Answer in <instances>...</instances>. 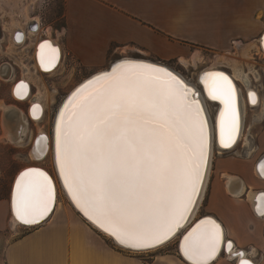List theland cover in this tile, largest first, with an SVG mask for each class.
<instances>
[{"label": "snow or ice", "instance_id": "6c2138e0", "mask_svg": "<svg viewBox=\"0 0 264 264\" xmlns=\"http://www.w3.org/2000/svg\"><path fill=\"white\" fill-rule=\"evenodd\" d=\"M200 82L208 99L223 105L220 144L230 147L239 129L235 88L220 72L205 73ZM197 95L165 68L125 60L82 85L61 110L60 178L76 207L120 245L156 247L191 212L208 145V121ZM55 198L49 176L29 168L13 189L15 218L38 224L53 211ZM222 239L220 226L206 219L180 247L192 264H209Z\"/></svg>", "mask_w": 264, "mask_h": 264}, {"label": "crops", "instance_id": "0c3cea01", "mask_svg": "<svg viewBox=\"0 0 264 264\" xmlns=\"http://www.w3.org/2000/svg\"><path fill=\"white\" fill-rule=\"evenodd\" d=\"M64 22L59 46L88 69L103 67L111 55L130 46L144 56L191 60L194 45L236 54L240 43L258 42L264 0H64ZM237 74L241 79L242 72ZM249 128L259 140L249 149L252 158L220 164L204 207L210 213H197L194 219L213 217L232 250L264 264V176L255 172L264 157V125ZM46 170L57 182L55 170ZM11 218L9 196L0 197V264H188L179 252L146 262L113 245L70 203L60 208L56 203L50 218L35 227H21ZM222 255L229 261L223 264L235 263L225 248L213 264H222Z\"/></svg>", "mask_w": 264, "mask_h": 264}, {"label": "rangeland", "instance_id": "374dc122", "mask_svg": "<svg viewBox=\"0 0 264 264\" xmlns=\"http://www.w3.org/2000/svg\"><path fill=\"white\" fill-rule=\"evenodd\" d=\"M32 19L37 20L41 24V28L38 32L33 34V36H29L28 32H26V27ZM63 25L64 0H0V29H2L3 33V40L0 43V63L3 61L12 63L15 73L13 79L11 78L6 81L7 79L5 78L7 77L3 75V70L0 68V197L8 198L10 186L15 174L26 166L37 165L43 167L44 169H48L54 174L55 165L52 158V151L50 150L49 154L41 160H33L30 158L28 153L30 143L39 131L47 133L51 138L54 114L60 102L72 89V87L85 77L101 69H106L113 61L119 58L130 56L160 61L161 63L167 64L177 70L188 81L198 85V74L208 67L214 66L231 72L232 67L222 63V61L223 56H233L239 61V71L242 72V76H245L248 80H250V87L254 88L259 93L261 98L260 104L257 106L258 108L255 107L257 109L249 106L248 104L246 105L244 99L245 86L243 81L240 79L237 80V84L241 89V95L245 104L246 112L243 122L242 135L238 144L233 149L223 151L222 154L218 153L216 148L214 149L205 196L198 211V216L209 214L210 212L204 207L207 204V196L211 184H214L217 181L220 164L232 165L233 162H238L240 159L252 158V155L249 154V149L254 147L259 140L249 127L250 125H252L253 128L255 126L264 125V58L257 47L258 42L254 41L255 43L257 42V44L254 43L257 47V51L253 49L244 52L246 45H243L241 49L242 51L238 49L239 51L236 54L228 52H214L208 50L209 48L194 45L191 47V49L194 50V55L191 60H180L179 58L162 60L144 56L140 52L136 51L134 47L130 46L124 49L121 53L111 55L108 62L103 67L96 69L85 68L78 59L70 57L68 53L62 51V60L58 68L52 73L41 74L36 71L32 53L33 49H30V47H33L34 42L43 38H51L54 42L56 41L59 43L63 37ZM17 28L24 29L28 37L26 42L23 44L16 45L11 40V34ZM243 44L248 43L246 42ZM243 65H245L246 71L243 70ZM255 69L257 72L254 71ZM249 70H251L252 73H250ZM20 78H26L32 84L34 95L32 96V99H38V101L42 103L45 115L41 121H27L25 119L24 134L22 135V138L20 140L12 141L8 138L6 129L14 126L16 116H14V114L10 116L9 111L4 108L5 105L16 103L11 96L10 86L14 82L13 80H18ZM16 104H18L19 108L26 111L28 106L27 102L24 104ZM207 104L210 114L213 116L215 105L211 102H207ZM257 114H260L259 116L261 120L254 122L253 119L259 117ZM8 122L9 127L6 125ZM10 124L12 125L10 126ZM57 186V206L60 208L64 203L66 204L70 202L68 201L61 186H59V183H57ZM110 241L113 245L117 246L111 239ZM177 241L178 238H175L157 249L144 252L124 250L139 255L144 259V261L148 262L152 260L154 255H173L177 257ZM225 258L226 257L222 255V259H220L222 264L229 263V261Z\"/></svg>", "mask_w": 264, "mask_h": 264}, {"label": "bare ground", "instance_id": "6f19581e", "mask_svg": "<svg viewBox=\"0 0 264 264\" xmlns=\"http://www.w3.org/2000/svg\"><path fill=\"white\" fill-rule=\"evenodd\" d=\"M12 23H14V22H12ZM15 27H16V25H15ZM14 31L11 34V40H12V42L14 44L17 45L18 41H15L13 39ZM28 35L29 36H33V32L29 31ZM25 36H26V33H25ZM43 39H45V38H43ZM46 39L48 40L47 44H45V43L41 44V45H44L43 48H41V45L39 47L37 46L38 42L40 40L37 41L34 44V48H33L34 49V51H33L34 66L36 67V71L40 72L41 74H49V73L54 72L58 68V66L60 65V62L62 60V49L59 46V43H57L56 41L54 42L51 38H46ZM52 44L53 45H57V47H58V48H54V50L56 49L55 52H53V48L51 47ZM240 44H241L240 45L241 49H242L243 45H246L244 52H247V51H250V50H253V49L255 51H257L256 48L258 47L259 52L262 54V56L264 58V31L259 36L257 47H256V45L253 42L252 43H248V44H243V43H240ZM57 54L59 56H57ZM42 57H43V60H44V65L43 66L41 64ZM125 60H131V61H136V62L139 61L140 63H143V64L155 65V66H158V67L165 68L166 70L172 72L175 76H177L180 80H182L184 83H186L188 86H190L198 94L197 95V99H199L201 101L202 106L204 108L205 117H206V119L208 121L207 159H206L205 164L202 167L203 175H202L201 181L199 182V192H198V194L195 197V203L193 205H191V209H192L191 212L186 214L187 215V219L181 222L182 226L179 227L178 229H176L175 233L172 236H170L168 240L164 241V243H162V244H160V245H158L156 247L149 248V249H144V250L130 249V248H127L125 246L120 245L115 240L114 237H112L108 233L104 232L96 224H94L92 221H90L83 214V212L80 211V209H78L76 207V205L72 201V198L68 194L67 189L64 187L63 181H62V179L60 178V175H59V169H58L57 164H56V123H57V119L59 118L61 110L64 108L65 104L68 103L69 98L73 95V93L76 92L77 89H79L82 85L87 83L89 80H92L94 77L100 75L101 73L107 72L108 71V67L106 69H101L99 71H96V72L92 73L91 75L85 77L83 80L78 82L74 87H72V89L64 96L63 100L60 102V104H59V106H58V108H57V110L55 111V114H54L51 138L48 136L47 133L39 131L38 135L36 137H33V139L31 140L30 148H29V152H28L30 158L33 159V160H41L44 157H46V155H48L50 150H51L52 151V158H53V162H54L55 170H56V174H57V179H58L57 181L59 183V186H61L62 190L64 191V193H65L68 201L70 202L72 208H74V210L77 211L93 227H95L101 233H103L104 235L109 237L117 246H119V247H121L123 249L129 250V251H133V252H144V251L157 249V248L163 246L164 244H166L167 242H169V241H171V240H173L175 238H178V241H177V243H178V252H179L181 258L185 262H187L188 264H192V262L190 260H188L184 256L183 252L181 251L180 245H181V242L183 241L184 236L187 235V233L189 231H191L192 228L195 227V225L197 223H199L201 220H206L207 219V220L215 221V223L220 226V231H221L222 237H223V239L221 241V244H220V247H219V251H217L215 256L209 261V264H213L214 262H216L220 258V253H221L222 249L224 250L225 248H226V254L228 256V259H232V258L236 257V260H235L236 263L235 264H237V262L239 264L241 259L249 261L250 264H255V262L250 260L249 258L241 257V256L244 255L243 251H236L235 250L234 251L235 253H233L232 247H229V242L226 243V239L224 238V235H223V232H222L223 230H222L221 224L216 219H214L213 217H211L209 215H204V216H201V217H198V218L194 219V216H195V214L198 213L199 208L201 206V202L204 199V192H205V189L207 187L208 180H209V174H210L211 162H212V155H213L214 149L216 148L218 150V153H221V154H222L223 151L231 150L238 144V142H239V140L241 138V135H242L243 122H244V117H245V113L246 112H245V104H244V101H243V98H242V95H241V89L236 84V80H237L236 77L238 75L237 74V69H238V71L240 69L239 61L237 60V58H234L233 56H223L222 63L227 64L230 67H232L233 73L230 74L226 70H223V69H220V68H217V67H213V66L212 67H208L207 69L202 70L200 72V74L198 75V77H197L198 78V82H197L198 85H197V84H194V83L188 81L183 75H181V73H179L177 70L173 69L172 67L168 66L167 64H164V63H161V62H157V61H153L151 59H146V58H141V57L137 58V57H130V56H126L125 57L124 56L122 58L117 59L115 61V63H113V64H116L118 62H123ZM208 72H220V73H223L225 76H227L229 78V80L232 82V84H233V86L235 88L236 108H237V113H238L239 129H238V131H237V133L235 135V142L231 143L230 147H227V148L222 147L221 144H220V135H219V127H218L219 112L223 108V105H221L219 103V101H211V100H209L208 97H207V93L204 91L203 85L200 82L201 77L205 73H208ZM240 80L243 81V84L245 86V98L244 99H245L246 105L248 104L249 106L254 107V108L257 107L260 104V98H261L259 93L254 88L250 87L249 80L245 76H241ZM24 87H26V85H24ZM12 90H13V88H12ZM18 92H19V94H18ZM25 93H26V89L22 90V87H21V90H19V89L17 90L16 89V94L19 97L18 100H20L21 103L26 101V100H21L23 98V96L25 95ZM250 93L254 94V96L251 99H250V96H249ZM253 100L255 102H253ZM33 102H39L41 104V102L38 101V99L37 100L33 99L32 103ZM207 102H211V103H213L215 105V111H214L213 116L210 114ZM9 108H11V107L7 106L4 109L6 110V109H9ZM41 111H42V113L44 112V106L42 104L40 106H38V107H33V109L30 111L32 113V118L34 119L33 121H39V120H37V118H38V115L40 114ZM26 116L29 118V109H27ZM16 120L17 119H15V121ZM40 121H41V119H40ZM6 125H8V127H9V122L6 123ZM11 125L12 124H10V126ZM23 126H24V122L22 120L21 123H20V126L17 127V130L16 129L14 130L13 126H12V128H8L7 127L8 129H6L7 130L6 134H7L8 138L10 140H12V141L13 140L14 141L15 140H20L22 138V135L24 134V127ZM39 133H41V134H39ZM29 168H38V169L42 170L43 172H45L49 176V178L51 179V181H52V183L54 185V188H55V197L56 198H55V203L53 205V211L50 212L49 215L45 218V220L42 221L39 224V225H41L45 221H47L50 218V216L52 215V213L54 212V209H55L56 203H57V197H58V186H57V183H56V180L54 179V177L46 169H44L43 167L37 166V165H30V166H26V167L20 169L15 174V176H14V178L12 180V183H11V186H10V191H9V209H10V213H11V217H12L11 219L16 224H19V225L23 224V223H21L20 221H18L15 218V214H14V212L12 210V193H13V189H14V186H15V182H16L17 178L19 177L20 173L25 171V170H27V169H29ZM257 171H258V173L261 176H264V157L258 163V168H257V170H255V172H257ZM260 212L264 213V209L260 210ZM197 220H199V221L190 229V227ZM26 225H31V224H26ZM37 226H38V224H37ZM21 227H22V225H21ZM230 244H232V243H230ZM236 252H238V253H236Z\"/></svg>", "mask_w": 264, "mask_h": 264}, {"label": "flooded vegetation", "instance_id": "af4514ba", "mask_svg": "<svg viewBox=\"0 0 264 264\" xmlns=\"http://www.w3.org/2000/svg\"><path fill=\"white\" fill-rule=\"evenodd\" d=\"M41 28V24L38 22V21H36L35 19H32L31 21H29V23H28V25H27V27H26V32H29V31H33V34H35L36 32H38L39 31V29ZM25 30L24 29H22V28H18V29H16L15 31H14V34H13V39L15 40V41H18V44H23V43H25L26 42V40L28 39V37H27V35L25 36ZM3 38V33H2V29H0V43L2 42V39ZM40 40V41H39ZM38 41V45L37 46H39V44H41V42L43 41V40H45V39H39ZM37 42V41H36ZM36 42H34V44L36 43ZM1 46V45H0ZM33 49L34 48V45H33V47H30V49ZM33 51H34V49H33ZM33 51H32V53H33ZM13 65H12V63H10V62H7V61H3V62H1L0 63V68L3 70V75H5L7 78H5V79H7L6 81H8V80H10L11 78L13 79L14 78V69H13V67H12ZM9 78V79H8ZM14 82L11 84V86H10V93H11V96H12V98H13V100L14 101H16V103H20V104H24V103H28V106H27V109H29V118L26 116V113H27V109H26V111L24 110V109H22V108H19L18 107V104H10V105H5V107H11V108H9V109H6L7 111H9V115L10 116H12V114H14V116H16L15 117V119H17L16 121L14 120V126H13V129L15 130H17V127L18 126H20V123H21V121L23 120V122H24V126L23 127H25V119L27 120V121H33L34 119L32 118V113L30 112L32 109H33V107H38V106H40L41 104L39 103V102H33L32 103V101H33V99H32V96H34L33 95V89H32V84L28 81V80H26V78L24 79V78H20V79H18V80H13ZM24 85H26V87H24ZM21 87H22V90L23 89H26V93H25V95L23 96V98L21 99V100H26V101H24V102H22L21 103V101L20 100H18V96H17V94H16V89L18 90H21ZM12 88H13V90H12ZM45 115V113L43 112L42 113V111L40 112V114L38 115V118H37V120H40V119H42L43 118V116ZM13 131V130H12ZM39 134H41V133H39ZM38 134H36V136H37ZM35 136V137H36ZM16 137V136H15ZM14 137V138H15ZM224 250L222 249V251H221V253H220V256H221V254H222V252H223ZM233 251V253H235L234 251L235 250H232ZM228 252V251H227ZM229 253V252H228ZM236 253H238V252H236ZM236 255V254H235ZM238 256V255H237ZM236 258V257H235ZM235 258H232V259H235ZM232 259H230V260H232ZM239 261V260H238ZM236 263V262H235ZM234 263V264H235ZM237 264H238V262H237Z\"/></svg>", "mask_w": 264, "mask_h": 264}, {"label": "water", "instance_id": "95a60500", "mask_svg": "<svg viewBox=\"0 0 264 264\" xmlns=\"http://www.w3.org/2000/svg\"><path fill=\"white\" fill-rule=\"evenodd\" d=\"M47 43V42H46ZM50 44V43H49ZM51 47L54 49V48H56L55 46H52L51 45ZM56 50V49H55ZM57 56H59L58 54H57ZM59 59V58H58ZM116 61V60H115ZM115 61H113L109 66H108V71L107 72H109V71H111V69H112V67L113 66H115L116 64H119V63H121V62H118V63H116V64H113V63H115ZM134 62H136V61H134ZM137 63H140L139 61H137ZM45 220V219H44ZM44 220H42V221H44ZM42 221H40L39 223H38V225L42 222ZM199 220H197L191 227H190V229L198 222ZM20 225H22V226H24V227H35V226H37V224H31V225H26V224H20Z\"/></svg>", "mask_w": 264, "mask_h": 264}, {"label": "built area", "instance_id": "2783aa9c", "mask_svg": "<svg viewBox=\"0 0 264 264\" xmlns=\"http://www.w3.org/2000/svg\"><path fill=\"white\" fill-rule=\"evenodd\" d=\"M47 41H48V40L45 39V40H43V41L41 42V44H43V43L47 44V43H46ZM41 44H39V46H40ZM39 46H38V47H39ZM52 46H55L56 48H58L57 45H53V44H52ZM63 52H64V51H63ZM22 227H24V226H22ZM25 228H30V227H25Z\"/></svg>", "mask_w": 264, "mask_h": 264}, {"label": "trees", "instance_id": "16d2710c", "mask_svg": "<svg viewBox=\"0 0 264 264\" xmlns=\"http://www.w3.org/2000/svg\"><path fill=\"white\" fill-rule=\"evenodd\" d=\"M63 26H65V22H64V25Z\"/></svg>", "mask_w": 264, "mask_h": 264}]
</instances>
